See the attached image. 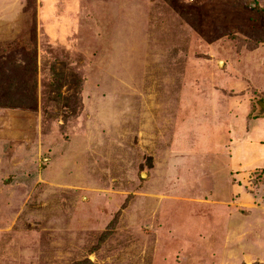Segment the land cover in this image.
I'll use <instances>...</instances> for the list:
<instances>
[{"label": "rangeland", "instance_id": "1", "mask_svg": "<svg viewBox=\"0 0 264 264\" xmlns=\"http://www.w3.org/2000/svg\"><path fill=\"white\" fill-rule=\"evenodd\" d=\"M261 112L264 0H0V264H264Z\"/></svg>", "mask_w": 264, "mask_h": 264}, {"label": "crops", "instance_id": "2", "mask_svg": "<svg viewBox=\"0 0 264 264\" xmlns=\"http://www.w3.org/2000/svg\"><path fill=\"white\" fill-rule=\"evenodd\" d=\"M260 117H263V116H260ZM257 118H259V117H257ZM255 159L258 160L259 165H262V163L264 164V155L261 158L256 157ZM255 163H257V162H255Z\"/></svg>", "mask_w": 264, "mask_h": 264}, {"label": "trees", "instance_id": "3", "mask_svg": "<svg viewBox=\"0 0 264 264\" xmlns=\"http://www.w3.org/2000/svg\"><path fill=\"white\" fill-rule=\"evenodd\" d=\"M260 110L262 109V107L259 105ZM258 115V116H257ZM257 115H255L256 117H260V116H264V112L258 113Z\"/></svg>", "mask_w": 264, "mask_h": 264}]
</instances>
